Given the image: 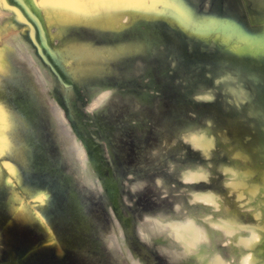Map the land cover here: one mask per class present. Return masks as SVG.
<instances>
[{"label":"rangeland","instance_id":"obj_1","mask_svg":"<svg viewBox=\"0 0 264 264\" xmlns=\"http://www.w3.org/2000/svg\"><path fill=\"white\" fill-rule=\"evenodd\" d=\"M29 1L27 13L20 0H0V49H7L0 66V264H193L181 256L171 225L229 215L245 228L258 223L256 211L264 209V0ZM21 44L32 53L20 51ZM34 116L43 121V142L29 126ZM78 144L104 189L95 188L103 192L85 206L75 199L71 177L48 157L76 173ZM236 176L246 181L241 189L233 185ZM254 190L255 201L247 192ZM204 195L220 196L221 206L199 201ZM94 204L93 218L85 209ZM117 222L128 245L113 230ZM219 236L211 257L219 252L227 264H240L228 237Z\"/></svg>","mask_w":264,"mask_h":264},{"label":"bare ground","instance_id":"obj_2","mask_svg":"<svg viewBox=\"0 0 264 264\" xmlns=\"http://www.w3.org/2000/svg\"><path fill=\"white\" fill-rule=\"evenodd\" d=\"M97 1H105V0H97ZM109 1H114V0H109ZM118 1V0H117ZM123 1H125V0H123ZM126 1H130V0H126ZM132 1V0H131ZM136 4L139 2V0H133ZM141 1L142 0H140V3H141ZM162 1V0H161ZM165 1V0H164ZM167 1V0H166ZM170 1V0H169ZM176 1V0H175ZM254 1V0H253ZM259 1V0H258ZM119 2V1H118ZM144 2V1H143ZM146 2V1H145ZM153 2L155 3V2H159V1H157V0H153ZM153 2H152V4H153ZM168 2V1H167ZM261 2V1H260ZM264 2V1H263ZM263 2H261V4L263 3ZM20 3H21V6L25 9V11L28 13V12H30L31 10H32V8H31V2L29 1V0H20ZM106 3V2H105ZM129 3V2H128ZM147 3H148V0H147ZM161 3H163L164 4V2H161ZM170 3H173L172 1L170 2ZM175 3V2H174ZM2 4V3H1ZM122 4H123V2H122ZM125 4V3H124ZM123 4V5H124ZM149 4V3H148ZM166 4V3H165ZM257 4H259V3H257ZM143 5H145V4H143ZM151 5V4H150ZM154 5H156V4H154ZM176 5H177V2H176ZM109 6V5H108ZM121 5H120V3H116L113 7H112V10L115 12V13H117L118 12V10H120V7ZM126 6H129V5H127L126 4ZM148 6V5H147ZM153 6V5H152ZM152 6H151V8H152ZM158 6V5H157ZM173 6V5H172ZM172 6H170L169 8H172ZM179 6H180V4H179ZM259 6H260V4H259ZM124 7V6H123ZM146 7V6H145ZM144 7V8H145ZM150 7V6H149ZM148 7V8H149ZM174 7V6H173ZM178 7V6H177ZM181 7V6H180ZM261 7H262V5H261ZM263 7H264V4H263ZM125 8V7H124ZM131 9L133 8V7H130ZM137 8V7H136ZM143 8V7H142ZM150 8V9H151ZM156 8V7H155ZM155 8H154V10H155ZM183 8V7H182ZM130 9V10H131ZM157 9V8H156ZM163 9H164V6H163ZM166 9V8H165ZM185 9V8H184ZM257 9V8H256ZM139 10H141V9H139ZM168 10V9H167ZM260 10V9H259ZM263 9H261V11H262ZM3 11V10H2ZM121 11H124V10H121ZM126 11V10H125ZM141 11H144V10H141ZM149 11V10H148ZM151 11V10H150ZM169 11V10H168ZM173 11V10H172ZM175 11V10H174ZM178 11V10H177ZM185 11H187V12H189L188 10H185ZM1 12V11H0ZM113 12V13H114ZM127 12V11H126ZM132 12V11H131ZM154 12H156V10L154 11ZM161 12H162V10H161ZM170 12V11H169ZM168 12V13H169ZM263 12V11H262ZM261 12V13H262ZM137 13V12H136ZM157 13V12H156ZM160 13V12H159ZM166 13V12H165ZM175 13V12H174ZM233 13V12H232ZM236 13V12H235ZM1 14V13H0ZM3 14H5L4 13V11H3ZM106 14V13H105ZM111 14H112V12H111ZM130 14V13H129ZM171 14H172V12H171ZM258 14H259V12H258ZM6 15H8V14H6ZM162 16H163V14H161ZM160 15V16H161ZM166 15V14H165ZM232 15V14H231ZM255 15V14H254ZM113 16V15H112ZM155 16H156V14H155ZM183 16V15H182ZM257 16V15H256ZM259 16H261L260 14H259ZM144 17V16H143ZM157 17V16H156ZM155 17V18H156ZM171 17V16H170ZM258 17V16H257ZM126 18V17H125ZM237 19H238V16H237ZM236 19V20H237ZM253 19V18H252ZM263 19H264V17H263ZM262 19V20H263ZM185 20V19H184ZM236 20H234L233 18H232V21H236ZM255 20V19H254ZM257 20H260V19H257ZM173 21H175V20H173ZM172 21V22H173ZM188 21V20H187ZM220 21H222V20H220ZM225 21H227V20H225ZM238 21V20H237ZM236 21V22H237ZM186 22V21H185ZM222 23V22H221ZM228 23V22H227ZM233 23V22H232ZM232 23L231 24H228V25H232ZM174 24V23H173ZM216 24V23H215ZM235 24V26L237 25L236 23H234ZM234 24H233V26H234ZM225 24L223 23V26H224ZM187 26V25H186ZM222 26V27H223ZM232 26V27H233ZM180 27V26H179ZM221 27V28H222ZM175 28V27H174ZM191 28V27H190ZM220 28V29H221ZM225 28V27H224ZM228 28H230V27H228ZM227 28V29H228ZM176 29V28H175ZM174 29V30H175ZM178 29V28H177ZM183 29V28H182ZM184 29H185V27H184ZM226 29V28H225ZM174 30H172V31H174ZM185 30H187V29H185ZM178 31V30H177ZM232 31H233V28H232ZM175 32V31H174ZM228 32V31H227ZM188 34V33H187ZM192 35V34H191ZM16 38H18V37H16ZM235 39V38H234ZM12 40V39H11ZM16 40H18V39H16ZM19 40H21L20 38H19ZM14 41V40H13ZM200 41H201V39H200ZM205 41V40H204ZM18 42H20V41H18ZM198 43H200V42H198ZM202 43V42H201ZM200 43V44H201ZM20 44V43H19ZM176 44V43H175ZM207 44H208V42H207ZM17 45V44H16ZM179 45V44H178ZM197 45H199V44H197ZM7 46H8V48L10 49V52H12L13 50L10 48V46L7 44ZM175 46V45H174ZM19 49H20V51H28V52H31V50L29 49V47L26 45V44H21V45H19ZM174 49H175V47H173ZM172 48V49H173ZM171 49V50H172ZM173 49V50H174ZM156 51V50H155ZM154 51V52H155ZM175 51V50H174ZM157 52V51H156ZM179 52H182V51H179ZM16 53V52H15ZM14 53V54H15ZM32 53V52H31ZM155 54V53H154ZM156 54H158V52L156 53ZM23 55H25V54H23ZM156 56V55H155ZM158 56H160V55H158ZM5 57H7V49L6 48H2V49H0V66L2 65V63H3V61H4V59H5ZM10 57V56H9ZM17 57V56H16ZM26 57V56H25ZM29 57V56H28ZM154 57V56H153ZM35 58V57H34ZM18 59H20V58H18ZM31 59H32V57H31ZM152 59V58H151ZM158 59V58H157ZM26 60V59H25ZM24 60V61H25ZM153 60V59H152ZM19 61V60H18ZM22 61H23V59H22ZM27 61V60H26ZM26 61H25V64H26ZM28 62V61H27ZM151 62V61H150ZM19 63H20V61H19ZM29 63V62H28ZM27 63V64H28ZM36 63V62H35ZM24 64V63H23ZM37 64V63H36ZM154 64V63H153ZM29 65V64H28ZM38 65V64H37ZM152 65V64H151ZM24 66V65H23ZM147 66V65H146ZM161 66V65H160ZM32 67V66H31ZM151 67V66H150ZM157 67V66H156ZM29 68V67H28ZM153 68V67H152ZM230 68V67H229ZM30 69V68H29ZM31 69H33V68H31ZM151 69V68H150ZM231 69V68H230ZM147 70V69H146ZM226 70V69H225ZM225 70H224V75H225ZM231 70H233V69H231ZM31 71V70H30ZM143 71H144V69H143ZM226 71H228L229 72V70L227 69ZM145 72V71H144ZM227 72V73H228ZM229 73H231V72H229ZM244 73V72H243ZM246 74V73H245ZM245 74H244V76H245ZM228 75H230V74H228ZM227 75V76H228ZM241 75V74H240ZM247 76H248V74H246ZM37 76V75H36ZM231 76H233V75H230V77L229 78H226V79H228V80H230L231 79ZM236 76V75H235ZM234 76V77H235ZM243 75H242V77L241 78H243L244 77ZM247 76H245V77H247ZM239 77V76H238ZM37 78H38V76H37ZM225 78V77H224ZM240 78V79H241ZM248 78V77H247ZM235 79V78H234ZM237 79V78H236ZM235 79V80H236ZM256 79V78H255ZM47 80V79H46ZM233 80V79H232ZM234 80V81H235ZM238 80V79H237ZM49 81V80H48ZM243 81V80H242ZM244 81H245V79H244ZM243 81V82H244ZM248 81H249V79H248ZM43 82V81H42ZM243 82H241V83H243ZM256 82V81H255ZM224 83V82H223ZM237 83H239V82H237ZM248 85L250 84V83H248V82H246ZM49 84V83H48ZM47 84V85H48ZM50 85V84H49ZM242 85V84H241ZM243 85H244V83H243ZM248 85H246L247 86V88H248ZM244 87V86H243ZM251 87H253L254 88V86H251ZM250 87V88H251ZM228 88H230V87H228ZM239 88V87H238ZM225 89V88H224ZM232 89L233 88H230L229 90H231L232 91ZM234 89H235V87H234ZM241 89V88H240ZM228 90V91H229ZM237 90V88L235 89V91ZM244 90V89H243ZM256 90H257V88H256ZM45 91V90H44ZM246 91H248V90H246ZM261 91V90H260ZM238 92V91H237ZM250 92V91H249ZM249 92H247V93H249ZM253 92H254V90H253ZM231 93H233V91L231 92ZM239 93V92H238ZM246 93V92H245ZM246 93V96L248 95ZM251 93V92H250ZM250 93H249V95H250ZM257 93V92H256ZM225 94V93H224ZM227 94V93H226ZM253 94V93H252ZM232 95V94H231ZM234 95V94H233ZM248 95V97H250L251 98V95L249 96ZM254 96H255V94H254ZM234 97H235V95H234ZM236 97H238V96H236ZM236 97L234 98V99H236ZM247 97V98H248ZM246 98V99H247ZM249 98V99H250ZM239 99V98H238ZM254 99H257V98H254ZM228 100V99H227ZM131 100H129V102H130ZM133 101V100H132ZM251 101H253V99H251ZM251 101H249L250 103H251ZM257 101V100H256ZM46 102H48V101H46ZM113 102V101H112ZM135 102V101H134ZM232 102V101H231ZM231 102H229V103H231ZM235 102H236V100H235ZM240 102V101H239ZM238 102V103H239ZM242 102H244V101H242ZM249 102H248V104H249ZM254 102V101H253ZM237 103V104H238ZM256 103H258V102H256ZM56 104V103H55ZM95 104V103H94ZM172 104V103H171ZM236 104V105H237ZM239 104H241V102L239 103ZM246 104V103H245ZM252 104H254V103H252ZM132 105H133V103H132ZM178 105V104H177ZM234 105V104H233ZM242 105H244V104H242ZM259 105V104H258ZM238 106V105H237ZM240 106V105H239ZM238 106V107H239ZM252 106V105H251ZM52 107V106H51ZM60 107V106H59ZM93 107V106H92ZM131 107V106H130ZM184 107V106H183ZM234 107V106H233ZM240 107H242V106H240ZM258 107V106H257ZM46 108V107H45ZM44 108V109H45ZM143 108V107H142ZM169 108V107H168ZM179 108V107H178ZM181 108V107H180ZM137 109V108H136ZM182 109V108H181ZM180 109V110H181ZM249 109V108H248ZM252 110H255V109H253V108H251ZM251 109H249V110H251ZM133 110V109H132ZM149 110V109H148ZM171 110V109H170ZM179 110V109H178ZM229 110V109H228ZM238 110H239V108H238ZM54 111H56L59 115H63V111L61 110V111H59V109L56 107V105H55V107H54ZM116 111H118V110H116ZM152 111V110H151ZM167 111H169V110H167ZM182 111V110H181ZM181 111H179L180 113H181ZM234 111V110H233ZM242 111V110H241ZM259 111V110H258ZM150 112V111H149ZM152 112H154V111H152ZM219 112V111H218ZM250 111H248V113H249ZM252 112H254V111H252ZM54 113V112H53ZM151 113V112H150ZM149 113V114H150ZM241 113V112H240ZM147 114V113H146ZM165 114V113H164ZM173 114V113H172ZM182 114V113H181ZM221 114V113H220ZM251 114V113H250ZM55 115V114H54ZM58 115V116H59ZM239 115V114H238ZM252 115H254L253 113H252ZM165 116V115H164ZM172 116V115H171ZM180 116V115H179ZM256 116V115H255ZM56 117V116H55ZM63 117V116H62ZM65 117V116H64ZM63 117V118H64ZM223 117V116H222ZM249 117V116H248ZM58 118V117H57ZM169 118H170V116H169ZM258 118V117H257ZM263 118V117H262ZM56 119V118H55ZM59 119H60V117H59ZM65 119V118H64ZM67 119V118H66ZM160 119V118H159ZM166 119H168V118H166ZM172 119V118H171ZM173 119H174V117H173ZM172 119V120H173ZM234 119V118H233ZM254 119V118H253ZM256 119V118H255ZM58 120V119H57ZM158 120V119H157ZM162 120V119H161ZM231 120V119H230ZM257 120V119H256ZM256 120H255V122H256ZM162 121H164V119L162 120ZM161 121V122H162ZM169 121V120H168ZM235 121V120H234ZM237 121V120H236ZM262 120H260V122H261ZM60 122H61V120H60ZM213 123H214V121H212ZM232 122H233V120H232ZM263 122V121H262ZM65 123V122H64ZM63 123V124H64ZM67 123H69V122H67ZM67 123H65V124H67ZM166 123V122H165ZM235 123V122H234ZM43 121H42V119H41V117H39V116H34V117H32L31 119H30V122H29V126H30V128H31V130L35 133V135H36V137H37V139H38V141H40V142H43V141H45L46 140V134H45V132H44V130H43ZM168 124V123H167ZM171 124V123H170ZM174 124V122L171 124V125H173ZM209 124H211V122L209 123ZM233 124V123H232ZM264 124V123H263ZM208 125V124H207ZM213 125V124H212ZM216 125V124H215ZM214 125V126H215ZM64 126H66V125H64ZM169 126V125H168ZM209 126V125H208ZM253 126H254V124H253ZM261 126H262V124H261ZM60 127V126H59ZM70 127V126H69ZM166 127H167V125H166ZM177 127V126H176ZM255 127L257 128V126L255 125ZM165 128V125H164V127H163V129ZM220 128V127H219ZM256 128H254V131H255V129ZM264 128V127H263ZM247 129V128H246ZM250 129V128H249ZM261 129V128H260ZM169 130V129H168ZM167 130V131H168ZM170 130H171V128H170ZM225 130V129H224ZM223 130V131H224ZM253 130V129H252ZM257 130V129H256ZM172 131V130H171ZM174 131V130H173ZM204 131V130H203ZM207 131V130H206ZM245 131H248V130H245ZM249 131H251V130H249ZM248 131V132H249ZM254 131H252V132H254ZM257 132H259L258 130H257ZM63 133V132H62ZM70 133V132H69ZM164 133H165V131H164ZM171 133V132H170ZM208 133V132H207ZM256 133V132H255ZM57 134V133H56ZM168 134V133H167ZM203 134V133H202ZM201 134V135H202ZM223 134H224V132H223ZM222 134V135H223ZM249 134H250V132H249ZM257 134V133H256ZM50 135V134H49ZM62 135V134H61ZM172 135V134H171ZM174 135V134H173ZM205 135V134H204ZM221 135V134H220ZM254 135V134H253ZM262 135V134H261ZM260 135V136H261ZM51 136V135H50ZM194 137L196 136V134L195 135H193ZM259 136V137H260ZM264 136V135H263ZM262 136V137H263ZM224 137H225V135H224ZM258 137V136H257ZM65 138V137H64ZM127 138V137H126ZM196 138H197V136H196ZM202 138V136L200 137V139ZM204 138H205V136H204ZM221 138H223V137H221ZM226 138L228 139V137H227V135H226ZM254 138H255V136H254ZM48 139V138H47ZM70 139V138H69ZM256 139V138H255ZM54 140V139H53ZM65 140V139H64ZM76 140V139H75ZM131 140V139H130ZM194 140V139H193ZM196 140V139H195ZM195 140H194V142H195ZM198 140H199V138H198ZM225 140V139H224ZM254 140V139H253ZM68 141V140H67ZM71 141H72V139H71ZM74 141V140H73ZM124 140H122V142H123ZM127 141V140H126ZM200 141V140H199ZM198 141V142H199ZM203 141V140H202ZM213 141V140H212ZM229 141V140H228ZM55 142V141H54ZM64 142H66V141H64ZM129 142V141H128ZM207 142V141H206ZM226 142V141H225ZM252 142V141H251ZM254 142V141H253ZM253 142H252V144H253ZM125 143V142H124ZM127 143V142H126ZM214 143V142H213ZM261 143H263L264 144V142H261ZM68 144H69V141H68ZM71 144V143H70ZM134 143H132V145H133ZM202 144H204V143H202ZM208 144H209V142H208ZM250 144V143H249ZM248 144V145H249ZM254 144H256V143H254ZM58 145V144H57ZM64 145V144H63ZM129 145H130V143H129ZM198 145V144H197ZM199 145H201L200 143H199ZM210 145V144H209ZM208 145V146H209ZM65 146H66V144H65ZM69 146V145H68ZM121 146H122V144H121ZM206 146V150H207V144L205 145ZM250 146H251V144H250ZM64 147V146H63ZM123 147H124V145H123ZM199 147V146H198ZM235 147V146H234ZM247 147V145L245 146V148ZM253 147H257V145L255 146H253ZM68 148V147H67ZM200 148H202V145L200 146ZM204 148V147H203ZM209 148H211L210 146H209ZM208 148V150L210 151V149ZM247 148H249V147H247ZM121 149V148H120ZM130 149V148H129ZM244 149V148H243ZM250 149H251V147H250ZM250 149L248 150V152L250 151ZM65 150H66V148H65ZM68 150V149H67ZM71 150H72V148H71ZM70 150V152H72ZM238 150H240V148H238ZM255 150V149H254ZM258 151V150H257ZM67 152V151H66ZM69 152V151H68ZM67 152V153H68ZM69 152V153H70ZM75 152V151H74ZM240 152H242V151H240ZM245 152H246V149H245ZM245 153V154H249V153ZM254 152V151H253ZM151 153V152H150ZM243 153V152H242ZM242 153H241V155H242ZM75 154V153H74ZM76 154H77V156L79 157V159H80V162H81V167H80V169H79V171L78 172H76V173H74L73 171H75L74 169H73V171H69L68 172V170H65V166H64V164H63V162H62V160H60L61 158H55V157H53V156H48L49 158H50V160H51V162H52V164H53V166H55L56 168H58L63 174H65V175H67V176H69V177H71V182H72V184H73V187H74V191H75V199H76V201H77V203L79 204V205H81V206H85V205H87V204H90L91 203V201L92 200H94L93 198L94 197H96L95 199H97V196L101 193V192H103V191H97L96 189H103V187H102V185H101V182L99 181V179L97 178V175H96V173L92 170V167H91V165H90V163H89V160H88V156H87V153H86V150L84 149V147L81 145V144H78L77 145V150H76ZM121 154V153H120ZM235 154H237V153H235ZM240 154V153H239ZM255 154V153H254ZM257 154V153H256ZM260 154H261V152H260ZM128 155H129V153H128ZM134 155V154H133ZM238 155V154H237ZM236 155V156H237ZM250 156H251V154H249ZM264 155V154H263ZM61 156H62V153H61ZM73 156H75V155H73ZM73 156L71 157L72 159H73ZM248 156V155H247ZM258 154H257V160L259 159V161L260 160H262V157H261V159L260 158H258ZM76 157V156H75ZM117 157V156H116ZM132 157V156H131ZM130 157V158H131ZM240 157H242V156H240ZM255 157V156H254ZM69 158H70V155H69ZM71 158H70V160H71ZM128 159H129V157H127ZM247 157H245V160H249V158H247ZM253 158V157H252ZM62 159H64V158H62ZM78 159V158H77ZM237 159H239V156L237 157ZM236 159V160H237ZM149 160V159H148ZM242 160V159H241ZM74 161V160H73ZM77 161V160H76ZM124 161H126V160H124ZM123 161V162H124ZM136 161V160H135ZM134 161V162H135ZM151 161V160H150ZM250 161L252 162V160L250 159ZM249 161V162H250ZM66 162V161H65ZM120 162V161H119ZM127 163H128V160L126 161ZM152 162V161H151ZM263 162V161H262ZM261 162V163H262ZM71 164H72V162H70ZM76 163V162H75ZM118 163V162H117ZM146 163V162H145ZM148 163V162H147ZM146 163V164H147ZM153 163V162H152ZM243 163V162H242ZM253 163V162H252ZM256 164H257V162H255ZM66 164V163H65ZM80 164V163H79ZM126 164V163H125ZM262 164H264V163H262ZM76 165H78L77 163H76ZM148 165H149V163H148ZM254 165V164H253ZM259 165H260V163H259ZM71 166V165H70ZM79 166V165H78ZM122 166V165H121ZM131 166V165H130ZM129 166V167H130ZM195 166V165H194ZM207 167H208V165H206ZM233 166V165H232ZM236 166H237V164H236ZM249 166H250V164H249ZM252 166V165H251ZM256 165H254V167H255ZM77 167V166H76ZM125 167H127V165L125 166ZM193 167V166H192ZM229 167V166H228ZM227 167V168H228ZM253 167V168H254ZM263 167V166H262ZM70 168V167H69ZM75 168V167H74ZM202 168H204V167H202ZM225 168H226V166H225ZM226 168V169H227ZM229 168H231V167H229ZM232 168H234V166L232 167ZM231 168V169H232ZM264 168V167H263ZM262 168V169H263ZM236 169H237V167H236ZM251 169V168H250ZM254 169H256V167L254 168ZM77 170V169H76ZM199 170V169H198ZM198 170H197V172H198ZM202 170V169H201ZM206 170H209V169H206ZM238 170H239V168H238ZM200 171V170H199ZM224 171V173H225V170H223ZM240 171V170H239ZM245 171V170H244ZM250 171V170H249ZM251 171H253V170H251ZM250 171V172H251ZM259 171V170H258ZM59 172V171H58ZM205 172V171H204ZM203 172V173H204ZM228 172H230V171H228ZM233 172H234V170H233ZM255 172V171H254ZM234 173H237V172H234ZM240 173V172H239ZM242 173V172H241ZM256 173H258L257 171L255 172V175H256ZM192 174H195V173H192ZM198 174H200L201 175V173H198ZM243 174L244 175H246V177L248 178V175L247 174H245V172H243ZM242 174V176H244ZM261 174V172L258 174V176ZM199 175V176H200ZM203 175V174H202ZM237 175V174H236ZM239 175V174H238ZM250 175V174H249ZM253 175V174H252ZM192 176H194V175H192ZM197 176V174H195V177ZM199 176H198V178H199ZM204 176V175H203ZM234 175L232 174V177H233ZM239 176H241V175H239ZM257 176V177H258ZM194 177V178H195ZM202 177V176H201ZM231 177V178H232ZM235 177V176H234ZM259 177H261V175L259 176ZM236 181H232L233 182V185L236 187V189L237 188H243L244 186H245V180L244 181H242V182H244V185H243V183L238 179L239 177H237L236 176ZM252 178H253V176H252ZM252 178H250V179H252ZM262 178H264V174L262 175ZM262 178H261V180H262ZM196 179H197V177H196ZM241 179V178H240ZM246 179V178H245ZM249 179V178H248ZM248 179H247V181H248ZM249 179V180H250ZM234 180V179H233ZM253 180V179H252ZM264 180V179H263ZM160 181V180H159ZM160 183V182H159ZM250 184V183H249ZM256 184V183H255ZM258 184V183H257ZM231 185V184H230ZM250 185H252V184H250ZM247 186V185H246ZM254 185H252V187H253ZM260 186V187H259ZM231 187V186H230ZM248 187V186H247ZM258 187L259 188H261V187H263V186H261V185H259L258 184ZM96 188V189H95ZM253 188H255V187H253ZM245 189V188H244ZM244 189H242V190H244ZM252 189V188H251ZM256 189H257V187H256ZM104 190V189H103ZM239 190V189H238ZM253 190V189H252ZM258 190V189H257ZM160 192H162V191H160ZM240 192V191H239ZM241 192H245V191H241ZM249 194H250V197L251 198H253V201H255V199H256V197L259 195V191H247ZM130 193V192H129ZM133 194V193H132ZM197 194V193H196ZM239 194V193H238ZM241 194V193H240ZM264 193H262V195H263ZM199 195V194H198ZM209 195V194H208ZM207 195V196H208ZM211 195V194H210ZM212 195H213V193H212ZM216 195V194H215ZM242 196H243V193L241 194ZM261 195V194H260ZM261 195V196H262ZM197 196V195H196ZM201 196V195H200ZM205 197H199L200 198V200L199 199H197V200H199V201H205L208 205H213V206H221V204H218V202H217V200H215L216 198H218V197H220V196H218V197H216L215 199L214 198H212L211 199V197L210 196H208V197H206V195H204ZM246 196V195H245ZM245 196H243L242 198H244ZM264 196V195H263ZM262 196V197H263ZM213 197H214V195H213ZM238 197H240V196H238ZM248 197V196H247ZM221 198V197H220ZM223 198H225V197H223ZM222 198V200L225 202V200ZM241 198V197H240ZM98 199H99V197H98ZM131 199V198H130ZM245 199H249V198H245ZM104 200H105V202H103L104 203V205L106 206L107 204H108V202H107V200H106V198H104ZM219 200V199H218ZM251 200V199H250ZM99 201V200H98ZM103 201V200H102ZM132 201V200H131ZM201 201V202H202ZM252 201V200H251ZM228 202V201H227ZM182 204H184V203H182ZM203 204V203H202ZM226 204V203H225ZM229 204V203H228ZM109 205V204H108ZM231 205V204H230ZM262 205H264V204H262ZM183 206H185V205H183ZM182 206V207H183ZM181 207V208H182ZM187 207V206H186ZM226 207V206H225ZM232 207V206H231ZM230 207V208H231ZM180 208V209H181ZM216 208V207H215ZM219 208V207H218ZM227 208V207H226ZM252 208V207H251ZM257 208H260V207H257ZM109 209V208H108ZM201 209V208H200ZM206 209V208H205ZM233 209V208H232ZM232 209H230V210H232ZM235 209V208H234ZM184 210H186V209H184ZM212 210V209H211ZM213 210H215L216 211V209H213ZM226 210V209H225ZM251 210H254V209H251ZM85 211L88 213V215H90V216H92L93 218H94V216L96 215V214H98V212H99V208H98V206H96V204H94L93 205V207H91V208H87V209H85ZM194 211H196V210H194ZM198 211V210H197ZM220 211V210H219ZM249 211V210H248ZM113 213V212H112ZM111 213V214H112ZM198 213V212H197ZM188 214V213H187ZM212 214V213H211ZM239 214H241V213H239ZM210 214H208L207 216H209ZM254 215V214H253ZM112 216H114L113 214H112ZM215 216H217V215H215ZM255 216H256V218H257V220H258V223L256 224V225H250V226H247L246 228L245 227H243V226H241L240 224H239V220L240 219H238V220H236V218H235V215H229L227 218H224V220H219V219H210V221L209 222H207V223H209V224H207V223H201V224H197V222H195L194 220H189V221H187V222H185V223H183V224H179V225H171L170 227H169V229H171V230H173L174 232H175V239L177 240V242H178V244H177V246H180L182 249H183V253L181 254V256L183 257V258H185V259H188V260H193V264H227V262H225L224 261V257L222 258L221 257V255L220 254H218L217 252V254H214L212 257H211V255L214 253V251H216V249L218 248V246H217V244H218V239L220 238V234L222 235V234H225L227 237H228V244L231 246V248H232V253L233 254H231L232 255V257H233V255H240L239 256V259H240V264H264V209H261V210H257L256 211V214H255ZM204 217H205V215H204ZM211 217H212V215H211ZM214 217V216H213ZM212 217V218H213ZM221 217V216H220ZM219 217V218H220ZM224 217V216H223ZM207 219H208V217H206ZM210 218V217H209ZM255 218V219H256ZM203 219V218H202ZM241 219H242V217H241ZM113 220V219H112ZM209 220V219H208ZM163 221H165V220H163ZM110 222V221H109ZM108 222V223H109ZM206 222V221H205ZM118 223V222H117ZM241 224H243L242 223V221L240 222ZM245 225V224H244ZM110 226V225H109ZM117 226V227H116ZM116 226H114V231L116 232V234L118 235V237L120 238V240L122 241V243L124 244V245H128V242H127V240H126V238H125V235H124V232H123V229H122V227H121V225H120V223H118V224H116ZM99 227V226H98ZM102 228V227H101ZM1 232V231H0ZM107 233V232H106ZM105 233V234H106ZM1 234V233H0ZM225 236V237H226ZM0 237H2V236H0ZM110 240H112L113 241V239H110ZM116 242V241H115ZM219 242H220V240H219ZM1 245V244H0ZM113 246V245H112ZM117 246V245H116ZM115 246V247H116ZM133 246H134V249L137 251V253L138 252H141V253H143L142 252V250L139 248V246H138V244H133ZM176 246V245H175ZM177 246H176V249H177ZM229 246V247H230ZM174 247V246H173ZM110 248V247H109ZM225 247H223V249H224ZM222 249V250H223ZM130 250H131V248H130ZM221 250V249H220ZM226 250V249H225ZM133 251V250H132ZM176 251H178V249L176 250ZM225 252V251H224ZM178 253V252H177ZM227 253V252H226ZM134 255H135V253H134ZM138 255V254H137ZM229 255V254H228ZM231 257V256H230ZM230 257H229V259H230ZM177 259H178V257H177ZM236 259H237V257H236ZM135 260H136V257H135ZM134 259H133V261H135ZM157 260V259H156ZM233 260V259H232ZM177 261H179V260H177ZM181 261H182V259H181ZM144 262V261H143ZM180 262V261H179ZM229 263V262H228ZM137 264H138V262H137ZM234 264V263H233Z\"/></svg>","mask_w":264,"mask_h":264}]
</instances>
